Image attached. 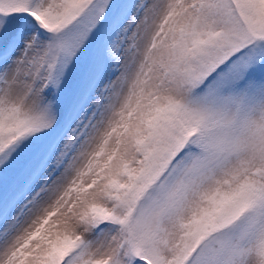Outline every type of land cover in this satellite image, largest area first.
I'll return each instance as SVG.
<instances>
[{
  "label": "snow or ice",
  "instance_id": "obj_1",
  "mask_svg": "<svg viewBox=\"0 0 264 264\" xmlns=\"http://www.w3.org/2000/svg\"><path fill=\"white\" fill-rule=\"evenodd\" d=\"M0 264H264V0H0Z\"/></svg>",
  "mask_w": 264,
  "mask_h": 264
}]
</instances>
